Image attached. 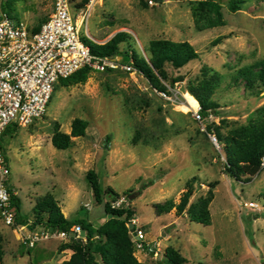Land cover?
<instances>
[{
	"label": "rangeland",
	"instance_id": "374dc122",
	"mask_svg": "<svg viewBox=\"0 0 264 264\" xmlns=\"http://www.w3.org/2000/svg\"><path fill=\"white\" fill-rule=\"evenodd\" d=\"M152 1L96 0L81 32L105 43L127 31L135 49L144 54L152 39L189 41L200 57L181 68L165 66L169 80L164 83L173 99L161 98L139 72L119 68L94 70L84 84L57 85L45 117L5 136L9 185L30 220L36 201L52 193L67 218L100 225L109 215L87 180V171L93 169L103 187L111 186L121 194L122 206L134 209L137 226L143 227L147 242L157 246L154 254L135 252L144 264H165L167 247L178 250L187 264H264V168L248 182L246 176L242 181L232 178L225 170L220 143L206 129L207 123L215 122L227 135L264 104V91L256 95L242 80H235L238 69L264 59V1L245 0L233 12L230 0H220L227 24L204 31L195 28L196 0ZM3 8L31 27L52 13L51 0H4ZM219 37L223 38L216 42ZM205 66L223 75L214 96L221 107L218 116L198 121L195 113L200 105L191 109L196 102L182 88L202 77ZM177 77L182 79L173 86ZM75 118L88 121L85 135L73 137L68 149L56 148L52 143L56 123L71 133ZM137 132L139 142L134 143ZM195 176L198 182L191 202L206 195L216 182L211 225L190 221L176 208L156 213V203L168 199L179 203L187 182ZM0 236L4 264H60L74 253L62 246L76 240H46L29 254L20 233L7 226L1 214Z\"/></svg>",
	"mask_w": 264,
	"mask_h": 264
},
{
	"label": "trees",
	"instance_id": "16d2710c",
	"mask_svg": "<svg viewBox=\"0 0 264 264\" xmlns=\"http://www.w3.org/2000/svg\"><path fill=\"white\" fill-rule=\"evenodd\" d=\"M88 1L82 0L79 3L72 4V7L75 10H79ZM244 2L245 0H230V9L233 12L237 11ZM222 9L223 6L220 0H196L192 7L195 28L198 31H204L225 26L227 23ZM47 19L48 16L41 18L33 26V29L38 31ZM82 38L86 45L90 47L93 54L110 58L121 56L124 63L132 64L137 72L148 80L153 90L168 94L171 92L168 85L164 83V81L169 80L165 66L170 64L175 68H181L190 61L200 57L194 45L189 41H174L167 38L152 39L146 49L147 54H144L135 49L134 43L131 41L133 36L127 31L118 32L105 43H98L85 35ZM222 38L219 37L216 39V42L221 41ZM92 71L90 67L86 66L71 76L60 79L57 85L84 84L87 82ZM106 71L110 72L114 71V69L110 68ZM181 79L182 77L172 79L171 84L174 86V83ZM235 80H242L246 88L255 92L256 95L264 91V59L238 69ZM222 82L223 75L220 72L209 66H205L202 69V77L184 87L185 92L188 91L196 102V106L200 105L199 113L203 120L208 121L210 116H218L220 114L219 108L221 105L214 100V96L222 85ZM57 85L55 86V90ZM88 126L87 120L75 118L72 123V132L66 133L56 123L52 136L53 145L58 149L70 148L73 145L72 138L84 136ZM18 129V124L12 123L6 128L1 137L0 147L8 161L9 158L6 155L4 146L5 136H13ZM206 129L207 132L214 134L220 143L225 155V170L232 178L242 181L243 177L246 176L244 181L248 182L262 171L261 159L264 155V104L250 113L245 124L230 129L227 135H223L220 132L219 126L215 122L207 123ZM139 137L140 133L137 132L133 142L138 143ZM107 139L109 140L110 137L108 136ZM86 177L92 187L96 201L104 203L105 212L109 215V218L102 224L95 225L84 218H67L62 212L59 201L52 193H48L36 201L33 208L34 218L30 220L22 211L21 198L9 185L11 203L16 211L17 222L28 225L31 229L48 228L65 231H70L76 224L81 225L87 236V241L81 242L72 239V242L65 243L62 249H73L74 253L69 260H65L60 264H144L135 255L136 247L132 242V236L128 227V224L134 219V209L131 206L113 207L112 202L118 200L121 194L111 186L103 187L99 174L95 170H88ZM197 182L198 178L196 176L187 182L186 191L183 192L179 203H176L174 199H168L163 203H156L154 205L156 213L163 215L170 213L176 208L179 215L187 214L190 221L206 226L211 225L212 215L210 205L214 199L213 189L216 186V182L210 184V189L206 195H202L196 201L191 202ZM108 197L112 200L109 201ZM26 250L29 254L32 252V248ZM150 254H153V252ZM187 261V258L175 248H166L164 256L165 264H187ZM0 264H4V248L1 236Z\"/></svg>",
	"mask_w": 264,
	"mask_h": 264
},
{
	"label": "built area",
	"instance_id": "2783aa9c",
	"mask_svg": "<svg viewBox=\"0 0 264 264\" xmlns=\"http://www.w3.org/2000/svg\"><path fill=\"white\" fill-rule=\"evenodd\" d=\"M3 1L0 0V146L4 131L12 123L28 127L46 116L55 86L60 79L67 78L86 66L93 71L102 72L110 68L137 71L132 64L120 61L119 57L93 54L84 42L82 26L88 21L96 0H89L75 12L73 0H51L52 13L38 31L5 12ZM150 3L154 4V1L150 0ZM157 94L167 100L173 99L166 92ZM195 119L203 121L199 110L195 113ZM211 137L217 142L214 134ZM261 168H264V155ZM10 175V160L6 159L0 147V214L7 226L20 233L21 242L26 248H34L40 242L50 239L87 241L79 224L74 225L70 231H65L31 229L28 225L18 223L11 203ZM123 201L124 199L119 198L112 202V206L121 207ZM248 205L254 206L253 203ZM131 222L134 223V233L130 231V234L136 252L156 253L157 246L147 242L142 227L137 226L135 219Z\"/></svg>",
	"mask_w": 264,
	"mask_h": 264
},
{
	"label": "water",
	"instance_id": "95a60500",
	"mask_svg": "<svg viewBox=\"0 0 264 264\" xmlns=\"http://www.w3.org/2000/svg\"><path fill=\"white\" fill-rule=\"evenodd\" d=\"M151 90H153V89H151ZM182 91L184 92L185 89L182 88ZM132 198H133V195L130 196V199H132ZM128 227H129L130 231L134 233V223H133V222H130V223L128 224Z\"/></svg>",
	"mask_w": 264,
	"mask_h": 264
},
{
	"label": "bare ground",
	"instance_id": "6f19581e",
	"mask_svg": "<svg viewBox=\"0 0 264 264\" xmlns=\"http://www.w3.org/2000/svg\"><path fill=\"white\" fill-rule=\"evenodd\" d=\"M99 2V1H98ZM199 106H194L191 109H198Z\"/></svg>",
	"mask_w": 264,
	"mask_h": 264
}]
</instances>
